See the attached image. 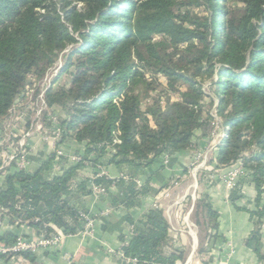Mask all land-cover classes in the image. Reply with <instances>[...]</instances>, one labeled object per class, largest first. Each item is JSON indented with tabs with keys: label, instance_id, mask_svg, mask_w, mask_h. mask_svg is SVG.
<instances>
[{
	"label": "trees",
	"instance_id": "trees-1",
	"mask_svg": "<svg viewBox=\"0 0 264 264\" xmlns=\"http://www.w3.org/2000/svg\"><path fill=\"white\" fill-rule=\"evenodd\" d=\"M195 8H204L205 14ZM155 34L168 36L169 44L158 50L160 45L152 41ZM61 57L62 66L45 102L50 110L62 109L63 140L85 143V154L60 176L47 175L54 156L34 173L12 167L0 187L1 218L27 223L39 236H51V225L67 235L81 232L84 221L70 200L93 192L88 179L74 183L84 162L94 168L150 167L165 153L191 148L199 131L208 136L207 95L198 77L212 80L219 114L229 129L219 165L243 159L253 172L260 198L264 0H0V122L8 119L29 77L44 78ZM65 75L67 83L56 88ZM31 105L26 110L29 122L34 102ZM44 117V128L53 129L50 118ZM252 148L249 157L245 153ZM93 184L106 191L119 187L122 195L114 202L134 204L132 182L103 176ZM199 208L216 230L218 216L211 205L203 200ZM251 216L255 230L247 244L264 261L260 249L264 207ZM128 221L134 236L123 248L126 257L137 264L186 261L184 252L166 250L170 224L161 209H151L140 224ZM17 237L7 232L0 242L12 245ZM22 256L32 258L31 253Z\"/></svg>",
	"mask_w": 264,
	"mask_h": 264
},
{
	"label": "crops",
	"instance_id": "crops-1",
	"mask_svg": "<svg viewBox=\"0 0 264 264\" xmlns=\"http://www.w3.org/2000/svg\"><path fill=\"white\" fill-rule=\"evenodd\" d=\"M50 111L59 120L64 117L59 107ZM0 141H3L0 150L5 156L0 161V187L4 186L7 176L16 167L15 162L8 160L9 154L12 153L10 150L20 149L21 144L29 151L28 166L24 171L37 172L44 162L54 156L47 173L51 176L63 175L75 166L77 163L72 158L83 157L86 148L85 143L71 139H65L60 144L55 143L51 130L44 128L42 132L37 131L31 119L28 121L26 111L14 116L12 120L0 122ZM205 145L206 136L199 131L192 139L191 148L174 153L169 166L163 164L162 157L152 166L141 168L119 167L114 164L94 168L92 164L84 162L77 172L75 184L88 179L92 181V188L96 174L115 182H132L134 187L142 189L138 192L135 188L134 204L125 206L114 202L115 197L122 193L119 187L113 186L99 194L92 188V194L76 196L70 200L71 206L86 212L93 219L89 234H66L58 248L39 251L32 254L31 259H11L0 254V264H133L126 263L121 253L123 237L133 226L128 219L140 224L145 220L147 213L157 206L170 224L171 243L166 248L167 252L179 250L187 254L186 261L177 264H264L247 244L255 230L251 213L264 207V187L259 198L252 176L242 179L237 187L230 191L220 182L206 180L209 174L212 175L208 172L199 174L198 186L191 184L189 166L197 149ZM59 150H62L63 154H59ZM217 164L222 167L218 161ZM213 165L215 167L216 163ZM166 189H170L168 198L163 196ZM197 200H207L217 213L216 230L211 228V222L205 214H202V223H197L193 218L195 212L200 209V202ZM201 225L204 229L202 236ZM51 227L53 234L64 233L54 225ZM7 232L30 238L39 236L38 231L27 223L13 224L8 218L0 216V236ZM260 249L264 255V221L261 227Z\"/></svg>",
	"mask_w": 264,
	"mask_h": 264
},
{
	"label": "built area",
	"instance_id": "built-area-1",
	"mask_svg": "<svg viewBox=\"0 0 264 264\" xmlns=\"http://www.w3.org/2000/svg\"><path fill=\"white\" fill-rule=\"evenodd\" d=\"M42 98L43 106L47 104L45 99ZM18 102V101H17ZM218 104H216L213 109L209 111L210 116V132L206 137V145L204 147H200L194 153L191 165L189 169H192L193 178L195 180L196 186H198V174L202 172L212 173L206 177L210 182L217 181L221 184L225 185V187L232 191L242 179L251 178L253 172L249 170L245 166L244 160L240 159L235 163H232L226 167H219L217 164L220 147L224 144V142L229 138V129L224 126L223 119L220 117L217 111ZM43 110H39L36 112V118L41 115ZM50 120L53 123V129H51V133L55 143L60 144L63 140L64 136V128L59 124V119L56 115H50ZM15 124V123H14ZM35 129L39 132L44 131V126L42 124H35ZM3 145V141H0V148ZM10 162H15L16 167L20 170H25L28 166V156L29 151L25 149V145L21 144L20 149L10 150ZM59 154H63L62 150H59ZM173 153H165L163 154V164L165 166H169L171 160L173 158ZM5 158L3 153L0 150V161ZM82 157L74 156L72 160L76 163L82 161ZM215 167L213 164H215ZM213 165V166H212ZM214 168H212V167ZM217 167V168H216ZM101 174H96L95 179L98 177H102ZM125 179L127 177H124ZM176 186V185H175ZM93 190L96 193H104L106 190L102 187L96 186L93 184ZM165 198L170 196V189H166L163 193ZM196 200V199H194ZM158 208V206H157ZM80 217L84 221L83 229L80 234L87 235L90 233L93 227V219L85 212L79 211ZM212 234L214 232H211ZM66 234L62 232H58L52 234L49 237H45L43 235L37 237H25L18 236L16 242L12 245L0 244V254L6 258L15 259L18 257H23V253H31L36 254L39 251L51 248H58L61 245L62 239ZM134 236V227L132 226L129 232L123 237L122 247H126L129 245L131 238ZM124 256L126 263L137 264V260L131 259L125 256L124 251L121 252Z\"/></svg>",
	"mask_w": 264,
	"mask_h": 264
},
{
	"label": "rangeland",
	"instance_id": "rangeland-1",
	"mask_svg": "<svg viewBox=\"0 0 264 264\" xmlns=\"http://www.w3.org/2000/svg\"><path fill=\"white\" fill-rule=\"evenodd\" d=\"M233 3H230L229 6L230 7H234L232 6ZM234 5V4H233ZM194 11L200 15H204L205 14V10L204 8H195ZM152 41L153 44L155 45H160L158 47V50L161 49L164 45H168L169 44V38L168 36L164 35V34H155L152 36ZM163 45V46H162ZM63 63V59L62 57L58 60L57 64L55 66H53L48 73L45 75L44 78L39 79L36 75H31L29 77V85L26 88V90L24 91L22 97L18 100L17 103H15V105L13 106V108L11 109L8 119L12 120L14 118V116L19 115L20 113H24L26 110H29L31 108V104L34 102V112L31 114V121L32 123L35 125L37 123L42 124L44 126V121H45V117L44 115L46 114V116H48L50 118V115H52L50 109L48 108V106L46 107L43 106L42 103V96L43 99H45V93L46 91L53 87V81L56 78L59 69L61 68ZM220 65H217V67H219ZM68 76L65 75L63 77H61V79L59 80V82L57 84H55V87H59L60 85H64L67 83L68 80ZM216 80V77L214 78ZM196 81L198 82L199 86L202 88V90L204 91V93L207 95V107L206 110L210 111L211 109H213V107L218 104L219 105V101L218 98L215 95L214 92V88L212 85V80L208 79V78H204V77H198L196 79ZM164 84H166L165 80L163 81ZM180 87H184L183 84H179ZM160 89V88H159ZM38 94V98H36ZM39 110H43L42 114L38 116V118H36V112ZM217 111H218V107H217ZM219 113V111H218ZM220 115V114H219ZM220 117L223 119V122L225 121L224 118L220 115ZM52 122V121H51ZM254 148H252L249 152L245 153L247 156H251L254 153ZM191 172L192 169H190V177H189V181L191 184L196 185L194 178L191 176ZM200 174V173H199ZM199 174H198V181H199ZM197 202H200L199 200H197ZM193 218L196 220L197 223H202L203 221V216L201 213V210H197L193 216ZM201 236L203 235V230L202 229V225H201Z\"/></svg>",
	"mask_w": 264,
	"mask_h": 264
}]
</instances>
